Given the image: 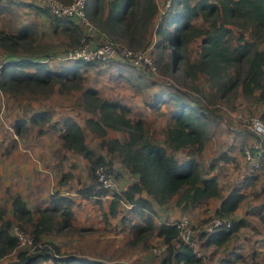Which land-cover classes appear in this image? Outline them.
Returning <instances> with one entry per match:
<instances>
[{
    "label": "trees",
    "instance_id": "1",
    "mask_svg": "<svg viewBox=\"0 0 264 264\" xmlns=\"http://www.w3.org/2000/svg\"><path fill=\"white\" fill-rule=\"evenodd\" d=\"M49 16L54 30L63 25L62 30L70 36L73 47L84 38L93 37L97 41L110 39L133 49H147L167 74L174 75L184 65V72L195 82L203 77L213 88L209 95L205 94L206 98L198 84L193 85L202 98L174 89L161 91L151 104L153 109L166 113V118L155 127L143 113L136 118L131 116L129 104L101 95L94 86L84 85L86 75L81 66L96 61L77 59L73 64L52 68L45 58L53 55L37 44L35 24L9 31L0 28V49L7 53L0 59V90L22 94L29 100L48 97L57 88L82 90L79 101L92 115L83 124L73 116H65L60 132L63 147L82 153L90 161L91 181L80 187L79 192L99 198L109 190L98 186L99 165H105L110 173H116V159L130 166L138 173V179L124 190L114 191L109 212L118 213L121 200L131 203V210L141 218L129 225L137 239L155 228L156 202L169 203L176 195V205L189 212L218 197V179L207 174L199 154L210 134L208 125L224 118L221 104L229 103L234 109L235 101L241 97L264 103V0H165L162 11L157 0H87L88 20L105 35L98 38L88 34L86 25L74 17L51 12ZM141 74L144 77V72ZM163 103L168 105L166 112L162 110ZM250 114L264 119V108L251 109ZM52 116L50 109L34 110L18 119L16 129L20 131L21 125L32 122L43 132ZM224 119L227 120L226 115ZM58 123L55 120L51 125L56 127ZM87 129L102 137L101 145L107 148L109 156L98 153L87 142ZM110 129L125 131L128 136L107 138ZM179 151L185 153L182 158ZM224 159L231 156L225 154ZM245 197L239 188L222 197L213 215L231 217L232 225L224 224L209 232L203 228L208 218L201 220L203 229L199 231L200 238L196 237L197 246L178 238L176 221L161 222L158 233L166 244L162 264H202L200 240L201 245L225 243L247 223L235 216ZM12 201L15 219L7 217L6 207L0 204V259L14 251L16 256L3 264H42L48 258L61 264H102L66 254L58 243L42 236L44 232L61 233L74 228L71 196L54 193L52 205L39 208L40 215L36 218L20 193H14ZM123 220L130 218L123 216ZM14 223L30 231L41 243L36 250L19 248V239L11 230ZM144 241L147 244L148 240ZM242 259V264H251Z\"/></svg>",
    "mask_w": 264,
    "mask_h": 264
},
{
    "label": "rangeland",
    "instance_id": "2",
    "mask_svg": "<svg viewBox=\"0 0 264 264\" xmlns=\"http://www.w3.org/2000/svg\"><path fill=\"white\" fill-rule=\"evenodd\" d=\"M20 12L21 11H18L19 14ZM22 15L25 16L24 14ZM42 19L40 21H42ZM41 25L43 31L37 34V44L42 46V48H45L46 53L51 52L53 56H57L72 46L70 41L71 38L66 33L52 32L51 28L49 29V26L44 29V21ZM14 26H17L15 29L20 27L17 25V22ZM149 54L151 57L153 56L150 52ZM52 58L48 57V60ZM117 59L125 62L127 66H131V70L136 71L139 69L144 72L145 80L136 79L137 81L133 82L131 79L128 80L126 77L118 76L113 65L104 66L107 68L106 70L98 67V65L103 66L102 64H116L119 62ZM117 59H113L111 62L94 60L96 61L95 64H92L94 66H89L87 71H84L87 72L88 75V80L86 82L97 86L101 91V94L103 93L102 95L104 96H109L114 99L127 102L132 107L130 114L135 118L143 113L146 119L155 127H159L160 124L164 123L166 113L153 109L152 104L150 103L156 89L159 88V86H165L166 90L168 89V92L174 89L183 92L187 96H189L188 94H197V96L202 98L198 92H194V90L196 91V86L193 85H201L202 80H197L195 82L191 76L184 72V65L182 64V68L174 75L171 74V76L169 73L167 74L164 72L162 67H157L155 69H151L147 66L137 67L132 65L126 59ZM156 79L157 82L155 83ZM136 82L140 84L138 88ZM203 97L206 98V95L204 94ZM164 106L163 110L166 112L165 109L168 105ZM42 108L53 111L52 120L45 125L46 129L43 132L39 131L38 125L32 122L21 125V130L17 131L16 124L20 117L26 113L29 114L34 110ZM81 109L80 105L75 102L74 97L70 93L51 94L48 97L29 100V97L22 94L17 95L0 90V203H2V205L6 206V204L9 203V199L14 191V184H23L26 182L25 178L24 182L21 181L20 175L23 174H27L28 179L31 178V185L33 184L31 189L32 196L30 197V200L33 203H36L34 199L36 198L38 200V204L40 205L41 202H43V200H45V198L53 192H62L67 195L71 194V190H76L77 187L75 183H78V181L82 182V186L86 184V182L80 179L81 176H83V169H81L78 174L80 177L77 175V169L79 166L82 168L84 164V155L76 153L75 151L64 149L59 137L61 126H63L62 119L68 115L73 116L76 120L83 119L84 114L80 112ZM228 110L227 120H225L228 131L221 130V132H219V136L217 135L218 137H213L212 141H209L208 146L206 147L207 149L199 154L200 159H204L205 162L214 159L215 156L211 155L210 151L213 152V149L216 146L218 150H221L219 147L222 144L219 142V139L224 140L225 150H229V145L234 144L235 149L233 152H237L239 154L240 162L241 160L248 162L247 157L244 154V150H242V153H239L238 150L239 146H242L240 142L242 140L240 137L241 132H253L250 127V118L254 115L250 114L249 111H243L242 109L233 110L228 108ZM256 116L259 115L256 114ZM53 119L60 122L55 128L51 125ZM231 129L236 134L232 132ZM223 132H228L230 135L223 136ZM113 135L122 136L123 133L110 130L107 134V138H111ZM86 137L89 144L94 146L97 151H105L101 145L102 137H98L93 133L88 134ZM246 142V144L251 143V141ZM184 155V151L178 152L179 158H182ZM214 161L219 163L221 162L217 159H214ZM223 164L224 165H221L220 167L219 173L220 180L226 188V184L229 183V177L226 174H229L231 170L234 169V171L237 172V177H239L237 170H240L239 173H241V171H243V167L239 166L240 164L237 165L231 162ZM84 170L86 172L87 168ZM112 175L114 176V181L117 185L118 180L116 173H112ZM9 177L11 178V183H9ZM13 180H15L16 183H14ZM25 188H29V185H25ZM68 191L70 192L67 193ZM213 207L214 202L211 201L209 206L203 205L202 207L194 210V212L189 211L187 213L190 215L191 219H193L198 212H204L203 215L208 218L206 219V222H203L206 224L213 216ZM251 211V203H249L247 199L242 203L241 207L235 214L237 217L243 215V217H247L250 220V224L247 227L241 228L239 233H237L239 235L236 239L237 243L243 242V240H247L249 243L252 242V239L254 238L252 237L253 234H258L256 235V238H262L264 236L263 222H261L260 219L253 217L251 214H248V212L250 213ZM195 212L196 214L194 215ZM205 224L203 225L205 226ZM200 225V220L196 221V223L193 222L194 234L197 238H200L199 231L204 228H201L202 226L200 227ZM114 226L115 228H111L109 225H106V231L103 227L94 223L85 224L84 226L74 225L72 230L63 231L61 232L63 234L57 237L62 236L64 240H68L72 233H79V235L82 236V242L76 244L82 245L88 255H100L105 260L123 257L129 262V264H139V262L132 259L129 252H126L128 250V244L125 243L126 235L123 232L118 231L116 225ZM80 229H82V231H80ZM59 240L61 241V239ZM157 244H159V242H156L152 246ZM71 248L72 247L70 246H66L64 248L65 252H70ZM12 254L15 255V251L8 255L6 259H10ZM247 254L248 253L246 252L244 255ZM255 261L257 260L255 259Z\"/></svg>",
    "mask_w": 264,
    "mask_h": 264
},
{
    "label": "crops",
    "instance_id": "3",
    "mask_svg": "<svg viewBox=\"0 0 264 264\" xmlns=\"http://www.w3.org/2000/svg\"><path fill=\"white\" fill-rule=\"evenodd\" d=\"M157 2H158V5L160 7V11H162L164 8L165 0H157ZM18 11H21L20 14L18 13ZM49 13L50 12L44 6H41V5L34 3V2H32V0H0V28H4L8 31L14 30L17 27V26H14V24H16V22H17L18 26H21L24 24H35L38 27V34H39L43 31L41 23L43 24V21H44V24H45L44 29H46L47 26H49V29L51 28L52 32L66 33V31L62 30L63 25H60V27L57 30H54V26L50 20ZM22 14H24L26 17L23 16ZM41 19H42V21H40ZM84 28H85L86 32L88 34H90L91 36H94L97 38L105 36L104 33L101 32L100 29L98 27H96L95 25L91 24L89 26H84ZM153 37L155 38V35ZM149 47H153V46L149 45ZM6 55H7V53L5 51H3L2 49H0V59L4 58V56H6ZM39 56H41V55H39ZM52 57H51L52 59L46 60L49 63L50 67H52V68H61V67H64L66 65H70V64L74 63L73 60L61 58L58 55L52 56ZM55 60H58V61H55ZM117 61H119V60L117 59ZM102 65L103 66L98 65V67L100 69H104V70L107 69L104 66H110V65L112 66L113 65L114 69L117 71V72L116 71L115 72L117 73L118 76L126 77L128 80H130V79L133 80V82L137 81L136 79H140L143 81L145 80V76L141 77L142 76L141 70H139V69H137L136 71L131 70L130 69L131 66H127L126 63L123 61H119L116 64L115 63L114 64L109 63V64H102ZM89 66L92 67L94 65H88V66L82 65L81 66L82 72L84 73V75H86V77L84 79V85L85 86H94V85L86 82L88 80V75H87V72H84V71H87V68ZM197 80H202V84L200 86H198L201 89V91L204 92L202 94L209 95L210 92L213 91V88L210 87L209 83L203 77H202V79H197ZM156 82H157V79L155 80V83ZM136 85H137V88H138V86H140V84L137 82H136ZM94 87H96L99 90V88L97 86H94ZM167 90H166L165 86H159V88L156 89V92H155L152 100L150 101V103H152L154 100H156L158 98L159 93L161 91H163V93H165V91H167ZM99 92L101 94L100 90H99ZM194 92H196V91L194 90ZM57 93H70V94H72L75 102H77L80 105V107L82 108L80 112H82L84 114L83 119L77 120L81 124L84 123L85 119L88 116L92 115V113L90 111L86 110L81 105V103L79 101V96H80V94H82V90L72 89L69 91H62V90L57 88L52 93V95L57 94ZM122 102H125V101H122ZM125 103H127V102H125ZM166 104L167 103L162 104V110L164 109V107H165L164 105H166ZM221 105H222L221 106L222 107L221 112L223 113L224 118H225V115L227 116L225 109L227 107H229L231 109H233V108H232L231 104H229V103H223ZM235 106L236 107L233 110H236L237 108H239V109H242L243 111H249V113H250L251 109H254V111L255 110L261 111L262 108H264V103L258 102L257 100H255V102H253V101L248 100L245 97H241L235 101ZM158 111H161V110H158ZM224 118H219L216 123H210V125H208V131H210V134H209V137L204 141V145L201 149V153L205 149H207L206 147L208 146L209 141L210 140L212 141L213 137L215 138V137L219 136V132H221V130L222 131H228L227 126H226L227 124H226ZM54 119L52 122L55 121ZM59 123L57 124V126L59 125ZM52 127H54V125H52ZM110 130H115V129H110ZM110 130H108V132ZM115 131L122 132L123 135L122 136L121 135H118V136L113 135V137H119L121 139H124L128 136V133L125 131H121V130H115ZM60 132H61V130H60ZM60 132H59V137H60V141L62 143V137L60 135ZM232 132H234V131L232 130ZM90 133H93V132L90 131L89 129H87L86 136ZM93 134L98 136V137H101V136L97 135L96 133H93ZM227 135H230V134L228 132H223V136H227ZM106 137H107V135H106ZM240 137L242 139L240 142L243 145V143H245L246 141H249V142L254 141V139L256 138V135L253 132L246 133L245 131H243V132H241ZM86 140L88 142L87 137H86ZM219 142L222 144L219 147L221 150H218V148L216 146L213 149L214 151L213 152L210 151V153H211V155L215 156L214 159L221 161L220 162L221 164L219 162L214 161V159L211 161L205 162L204 159L201 158L205 162L207 174L209 176H216L218 179V182H219L220 195L218 197H214L211 199V201L214 202V207L212 210L214 211L215 207L220 203L223 196H226L232 190L239 188L242 192L245 193V196H246L245 199L243 200V202L248 199V202L251 203V210L252 211L250 213L248 212V214H251L253 217L260 219V221L263 222V224H264V169L251 170L250 166L248 165V162L247 161L244 162V160H241V162H240L239 154L237 152H233V150L235 149L234 144H230L229 150L228 149L225 150L224 140L219 139ZM92 147H94V146H92ZM64 149H67L69 151H73L72 149L67 148V147H64ZM103 149H105V151H101V153L105 154L107 152V154H105V155L109 156V152L107 151V148L105 146H103ZM96 151H97V149H96ZM238 151H239V153H242V146H239ZM97 152L100 153L99 151H97ZM76 153H79V152H76ZM79 154H82V153H79ZM225 154H228L229 156H231V159H229V160L224 159ZM84 157H85V160L83 162L84 164H83L82 168L79 166V168L77 169V175L79 174L81 169H83V173H82L83 176H81L80 179L82 181L86 182V184H88L91 181L90 161L86 156H84ZM228 162H231V163L237 164V165L240 164L239 166L243 167V171H241V173H239L240 170H237L239 177H237V175H236L237 172H235L234 169H232L229 174H226L229 177V183L226 184V188H225L224 187L225 185L220 180L219 171H220L221 165H224L223 163H228ZM239 166H238V168H239ZM114 167H115L116 177L118 180L117 185H116V187L107 190L105 194L100 195L101 197H99V198L88 197L86 195L81 194L79 192V188L82 186V182L78 181V183H75V185L77 187L76 190H71V194H67L74 199V204H73V213L74 214H73L72 222L74 225H77V226H79V225L84 226L85 224L94 223L96 225L103 227L106 231H107V229L105 228L106 225H109L111 228H115L114 225H116V227L118 228V231H121L126 235V237H125L126 242L125 243L128 244L127 245L128 250L126 252L130 253V256L132 257L133 260H136L137 262H139V264H162V260H163L164 255L163 254H160V255L156 254L152 249V245L155 244L156 242H161L163 240V237L161 235H159V233H158L159 224L163 221H169V220L170 221H176V219L179 218L180 215L182 214V212H183L182 209L178 205H176V203H175V199L177 198V196L175 195L173 197L174 199L169 203L161 204V203L156 202L155 207L157 209V214H156L155 220H154L155 221V228L152 231H150L149 233H147V235L140 236L139 239H137L136 237L134 238V233L130 229L129 225H131L132 222H136V221L141 220V218L138 214L135 213L134 210H131V207L133 205H131V203H129V202L121 200L120 204L117 207L118 213L112 215L109 212V210H110L111 200L114 196V191H122L125 188H127L131 182L138 179V173L133 172V170L130 166L120 162L117 159L115 160ZM85 168H87L86 172L84 170ZM20 176H21V181L24 182L26 179L27 183L25 182L23 184L22 183L17 184L15 182V180H13L14 183H16V184H14V191L12 189V191H13L12 196L16 192L20 193L21 196L26 201L27 206L32 210L34 218H36L40 215L39 208H45L47 206L52 205L51 196H54V193L65 194L62 192H53L49 196H47L45 198V200H43V202H41V205L38 204V202H37L38 200L36 198H34L36 203H33L30 200V197L32 196L31 189L33 187V184L31 185V178L28 179L27 174H23ZM78 177H80V176L78 175ZM8 180H9V183H11L10 177L8 178ZM86 184H84V185H86ZM25 185L26 186L29 185V188H25ZM28 189H29V191H28ZM69 192L70 191H68L67 193H69ZM144 195L148 196L147 192H144ZM12 196L9 199V203H7L6 206L5 205L4 206L6 207V216L10 217L12 219H15V209H14V204L12 201ZM210 202L209 203H203V204L199 205L198 207L193 209L191 212H194V210L202 207L203 205L209 206ZM0 204H2V203H0ZM241 205H240V207H241ZM239 208L236 210L235 214L237 213ZM104 212H105L106 217L104 216ZM106 212H107V214H106ZM196 212L194 213V215L196 214ZM203 214H204V212H202V213L198 212L196 214V216L192 219L193 222L196 223V221H199V220L201 221V220L207 218ZM123 216H126L128 219L130 218V220L124 221ZM240 217L244 218L247 221V223L245 225H242L234 233L232 238H230L225 243L201 245L200 244L201 240L199 241L200 247H199L198 251L203 256L202 264H242V262H243L242 257L246 252L248 254H250L251 256H253L259 262V264H264V236L262 238H256V235H258V234H253L252 237H254V238L252 239V242L249 243V241L243 240V242L237 243L236 239H237V237H239V235L237 233H239L241 228L247 227L250 224V222H249L250 220L247 217H243V215ZM29 226H31V225L29 224ZM106 233H108V232H106ZM61 234H63V233H56V232L45 233L44 232V233H42V236L45 239H49V240H52V241L58 243L63 251H65L64 248L66 246L72 247L70 249L71 251L66 252V254H70L71 256H76L80 259L99 261V263H102V264H129V262L127 260H125V258H123V257H117V258H112L110 260H105L100 255H88L85 252V249L82 247V245L76 244V243L82 242V236H80L79 233H72L73 235L71 234V236L69 237L68 240H64V238H62V236L57 237ZM68 235H70V234H68ZM59 239H61V241ZM144 239H146V241L148 240L147 244H145ZM8 255H10V254H8ZM7 256L0 259V262L2 264L5 263L6 261L10 260L11 258H14L16 256V252H15V255L12 254V257L10 259L9 258L6 259ZM42 264H61V263L56 262L53 258H48V259H45L42 262Z\"/></svg>",
    "mask_w": 264,
    "mask_h": 264
},
{
    "label": "built area",
    "instance_id": "4",
    "mask_svg": "<svg viewBox=\"0 0 264 264\" xmlns=\"http://www.w3.org/2000/svg\"><path fill=\"white\" fill-rule=\"evenodd\" d=\"M32 2L44 6L53 14L62 16L68 15L74 17L86 26L91 25L86 16L87 0H71L69 2L63 0H32ZM149 52L150 51L147 49H133L110 39L97 41L93 37H87L82 40L80 45L70 47L58 56L68 60H103V62H111L113 59L123 58L134 66H147L151 69H155L158 67L157 63L154 57L150 56ZM47 59L48 58H45V60ZM250 127L255 133L256 138L250 144L244 145V154L247 157L251 170L264 169V120L260 116H251ZM96 174L98 177V186L106 189L116 187L114 176L108 171L105 165H99L96 168ZM176 224L179 228L178 238L197 246L198 239L194 234L193 221L190 215L187 212H182L180 217L176 219ZM224 224L231 226L232 218L213 215L205 224L204 229L210 232ZM11 230L19 239V248L32 251L40 246L41 243L35 240L30 231L23 230L17 224H14ZM152 249L156 254L160 255L166 249V244L164 242H159V244L152 246ZM244 259L251 264H259L251 255H244Z\"/></svg>",
    "mask_w": 264,
    "mask_h": 264
}]
</instances>
